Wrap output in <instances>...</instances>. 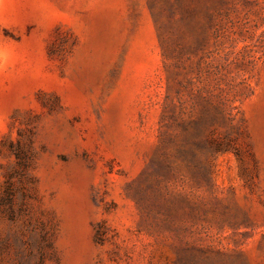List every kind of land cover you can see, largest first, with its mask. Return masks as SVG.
I'll use <instances>...</instances> for the list:
<instances>
[{
  "label": "rangeland",
  "instance_id": "rangeland-1",
  "mask_svg": "<svg viewBox=\"0 0 264 264\" xmlns=\"http://www.w3.org/2000/svg\"><path fill=\"white\" fill-rule=\"evenodd\" d=\"M215 7L0 0V264H264V0Z\"/></svg>",
  "mask_w": 264,
  "mask_h": 264
},
{
  "label": "trees",
  "instance_id": "trees-1",
  "mask_svg": "<svg viewBox=\"0 0 264 264\" xmlns=\"http://www.w3.org/2000/svg\"><path fill=\"white\" fill-rule=\"evenodd\" d=\"M219 0H154L158 4L159 14L163 15L161 27L166 28L165 42L175 44L181 51L197 50L198 27L197 15L204 10L209 18L219 16L217 6ZM157 20V19H156ZM188 38V46L183 40Z\"/></svg>",
  "mask_w": 264,
  "mask_h": 264
}]
</instances>
